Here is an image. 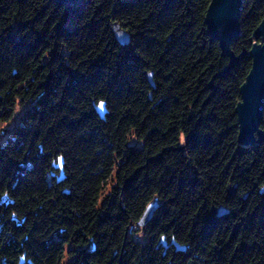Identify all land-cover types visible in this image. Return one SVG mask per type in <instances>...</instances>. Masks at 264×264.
I'll list each match as a JSON object with an SVG mask.
<instances>
[{
    "label": "trees",
    "instance_id": "1",
    "mask_svg": "<svg viewBox=\"0 0 264 264\" xmlns=\"http://www.w3.org/2000/svg\"><path fill=\"white\" fill-rule=\"evenodd\" d=\"M210 1L0 0V134L23 109L0 143V264H264V140L239 142L236 111L264 0L243 2L231 69Z\"/></svg>",
    "mask_w": 264,
    "mask_h": 264
},
{
    "label": "water",
    "instance_id": "2",
    "mask_svg": "<svg viewBox=\"0 0 264 264\" xmlns=\"http://www.w3.org/2000/svg\"><path fill=\"white\" fill-rule=\"evenodd\" d=\"M68 4L78 0H60ZM244 0H211L205 15V24L209 34L220 41L224 54L229 56L231 61L228 69L234 67L240 60L235 54L231 44L233 40L241 35V13ZM112 32L115 39L122 46H127L131 42V36L126 28L119 22H114ZM255 41L248 52L252 58V67L241 86V100L236 111L239 121V142L244 145L254 144L258 139L264 140V18L256 28ZM247 53V51H245ZM149 81L154 85L152 73H147ZM95 109L101 118H104L107 109L105 101H100L95 105ZM61 174L63 176V159L59 161ZM264 194V189L261 190ZM160 206L158 198L153 199L144 210L137 224L145 227L153 218L156 210ZM224 208L219 209V214L225 213ZM164 248L169 245L176 247L178 251H185L186 246L180 245L175 239L170 244L165 236L159 241ZM24 263V258L21 264Z\"/></svg>",
    "mask_w": 264,
    "mask_h": 264
},
{
    "label": "rangeland",
    "instance_id": "3",
    "mask_svg": "<svg viewBox=\"0 0 264 264\" xmlns=\"http://www.w3.org/2000/svg\"><path fill=\"white\" fill-rule=\"evenodd\" d=\"M21 111H23V109L22 108H18L16 115L9 122L6 123L5 127L7 129L4 130V132L2 134H0V143L4 144L6 142L8 137L13 132V129L19 123V117H20Z\"/></svg>",
    "mask_w": 264,
    "mask_h": 264
}]
</instances>
